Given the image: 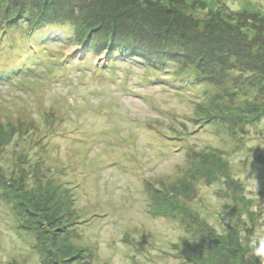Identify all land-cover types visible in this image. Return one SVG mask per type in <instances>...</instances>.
Masks as SVG:
<instances>
[{
  "label": "rangeland",
  "instance_id": "rangeland-1",
  "mask_svg": "<svg viewBox=\"0 0 264 264\" xmlns=\"http://www.w3.org/2000/svg\"><path fill=\"white\" fill-rule=\"evenodd\" d=\"M201 1L264 12V0ZM13 15L0 18V69L26 39L20 28H33L11 31ZM54 34L42 33L44 54L64 62L0 81V172L5 189L59 216L21 222L35 227L21 233L19 205L0 196V264H44L39 240L73 221L70 242L52 248L67 264L264 263V102L244 85L251 74L208 63L167 72Z\"/></svg>",
  "mask_w": 264,
  "mask_h": 264
},
{
  "label": "trees",
  "instance_id": "trees-1",
  "mask_svg": "<svg viewBox=\"0 0 264 264\" xmlns=\"http://www.w3.org/2000/svg\"><path fill=\"white\" fill-rule=\"evenodd\" d=\"M205 8L207 5L201 0H0V18L6 19L5 15L12 13L14 15L11 19H17L15 24L12 21L11 25L6 24L7 28L15 31L20 26V20L30 21L33 27L25 33L22 31L25 29L20 28L19 34L26 35V39L6 57V63L0 69V81L9 83L17 76L32 72L37 66L47 69L64 62L44 54V49H47L45 45L51 39H43L42 33L53 31L68 36L70 43L84 44L87 50L106 53L110 57L117 53L127 55L133 62L136 61L133 58L138 57L142 59L136 61L139 64L167 72L171 71V63L178 67L190 66L196 69L205 67L206 63L214 65L213 68L220 67L219 64L233 70L241 68L243 70L240 71L251 74V77L245 79L247 83L244 85L252 87L263 103L264 12L227 13L223 8H207L206 13L198 16L197 13ZM60 13L72 18H61ZM66 23L70 28L64 27ZM29 35L32 39L28 38ZM185 77L188 81L198 79L197 75L186 74ZM234 81L241 82L236 77ZM16 173L17 170L10 172L11 179L19 174ZM3 176L4 173L0 172V196L3 201L12 204V209L16 204L19 205L17 216L15 212L12 213L17 218L15 223L21 233L31 231L36 226L43 227V224L51 226L58 219V209L51 206L41 208L37 204L32 207L21 200L18 188L14 187L15 191L5 189L4 183L7 181L2 179ZM160 199L157 200L159 207L162 204ZM52 204L55 205L54 202ZM21 222L36 225L25 228ZM73 223L75 221L65 223L63 228H56L54 232L46 230L47 235L52 236L39 240L42 244L39 245L41 255L45 257L49 253L44 264L52 258V264H67V256L59 250L55 253L61 255H55L52 248L57 241L70 242L69 238L75 234L69 228ZM223 259V264H244L243 255ZM74 260L77 264H89L82 261L80 255L74 257ZM7 264L18 262L12 259Z\"/></svg>",
  "mask_w": 264,
  "mask_h": 264
}]
</instances>
